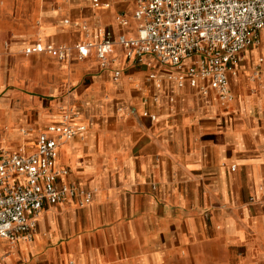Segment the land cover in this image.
<instances>
[{
    "label": "crops",
    "instance_id": "1",
    "mask_svg": "<svg viewBox=\"0 0 264 264\" xmlns=\"http://www.w3.org/2000/svg\"><path fill=\"white\" fill-rule=\"evenodd\" d=\"M98 1L0 0V150L28 155L49 125L83 126L55 165L59 184L92 193L44 207L30 241L0 239V264H264L261 50L242 53L224 101L118 45L101 69L75 45L103 29L135 37L138 23L132 0ZM36 42L71 51L25 55Z\"/></svg>",
    "mask_w": 264,
    "mask_h": 264
},
{
    "label": "built area",
    "instance_id": "2",
    "mask_svg": "<svg viewBox=\"0 0 264 264\" xmlns=\"http://www.w3.org/2000/svg\"><path fill=\"white\" fill-rule=\"evenodd\" d=\"M132 1L133 19L138 23L136 36L114 37L111 31L100 30L98 41L75 45L78 60L87 58L93 50L99 67L106 69L113 47L118 45L127 61L137 64L150 58L175 70L176 74L167 78L178 87L187 82L201 95L213 91L223 101L230 98L229 77L237 75L236 66L244 51L262 50L252 77L262 74L264 0ZM92 6L99 8V1L92 0ZM117 22L120 26L127 24L121 17ZM70 51L65 45L54 47L42 42L23 50L25 55L46 54L58 61H65ZM71 123L49 125L38 135L31 154L0 150V239L10 243L30 241L36 217L46 206L68 200H77L80 206L91 202L90 191L58 183L67 175L55 165L60 142L84 131L83 126L73 127Z\"/></svg>",
    "mask_w": 264,
    "mask_h": 264
},
{
    "label": "rangeland",
    "instance_id": "3",
    "mask_svg": "<svg viewBox=\"0 0 264 264\" xmlns=\"http://www.w3.org/2000/svg\"><path fill=\"white\" fill-rule=\"evenodd\" d=\"M262 52V50H261ZM258 67V62H257V59H254L252 62H251V68H252V73L253 71ZM260 70L264 71V67L263 65L261 67H259ZM251 73V75H252Z\"/></svg>",
    "mask_w": 264,
    "mask_h": 264
}]
</instances>
